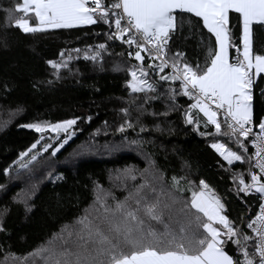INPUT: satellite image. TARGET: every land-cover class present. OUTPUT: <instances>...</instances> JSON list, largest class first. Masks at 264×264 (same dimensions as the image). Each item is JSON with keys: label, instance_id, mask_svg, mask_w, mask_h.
<instances>
[{"label": "snow or ice", "instance_id": "1", "mask_svg": "<svg viewBox=\"0 0 264 264\" xmlns=\"http://www.w3.org/2000/svg\"><path fill=\"white\" fill-rule=\"evenodd\" d=\"M3 11L7 23L25 34L107 25L108 38L127 45L128 57L138 62L128 71L130 104L120 109L123 123L116 131L122 134V142L142 147L144 141L129 140L127 133L131 130L140 137L149 131L143 117L167 118L178 110L177 95L187 97L192 103L184 113L185 123L194 125L202 136L214 137L210 147L229 166L237 162L248 166L246 174L233 173V182L237 194L256 195L259 204L255 214L242 217L238 225L229 219L224 203L204 180L195 186L186 176H173L169 182L162 172L149 169L138 179L135 169L126 168L122 183L127 194L122 199L96 184L94 198L83 213L27 254L20 256L10 245L5 250L0 244V264H264V120L254 123L252 110L253 88L264 80V50H254V26L264 27V0H21ZM13 12L22 15L17 17ZM184 14H190L189 31L195 23L211 34L203 65L199 61L191 64L183 52H173L170 46L173 36L183 31ZM192 18L198 19L194 22ZM236 28L241 29V35L234 39ZM201 43H206L203 37ZM106 50V45L100 44L97 50L86 52L84 59L102 60ZM71 51L79 54L81 50ZM60 55V62L47 61L57 78L61 70L71 71L73 59L71 54L66 58L64 52ZM166 69L170 71L164 74ZM153 75L159 79H151ZM165 84L168 87L160 91ZM156 101L164 103L163 111H149ZM200 113L204 127L211 125L214 132H200ZM78 119L22 125L39 133L40 138L20 153L16 161L19 169L32 165L30 170H34L42 155L34 150L47 132L54 133L56 140L64 135L57 147L51 142L43 145V152L52 149L50 155L56 156L75 135L72 129ZM155 128L160 130L159 124ZM224 137L238 150L219 142ZM249 145L254 149L251 154ZM106 147L115 150L118 146ZM25 157L29 159L25 161ZM10 172L4 170L5 175ZM246 175L250 178L247 182ZM129 180L133 182L130 187ZM34 191L35 186L14 202L30 212ZM185 191L191 192L190 200L184 198ZM8 211L7 207L0 209V233L6 231L3 217Z\"/></svg>", "mask_w": 264, "mask_h": 264}, {"label": "trees", "instance_id": "2", "mask_svg": "<svg viewBox=\"0 0 264 264\" xmlns=\"http://www.w3.org/2000/svg\"><path fill=\"white\" fill-rule=\"evenodd\" d=\"M19 2L21 0H0V185H3L0 209H9L3 217L6 231L0 233V244L5 250L10 245L13 253L23 256L50 238L62 225L71 223L91 204L96 184L110 189L122 199L127 194L122 183V172L126 168L135 169L138 179L144 169H149L162 172L169 182L173 176H186L195 186L204 180L224 203L229 219L238 225L242 217L255 214L259 204L256 195L237 194L233 182V173L246 174L248 166L239 162L229 166L210 147L214 137L202 136L194 130V125L185 123L184 113L190 104L187 97L177 95L178 110L170 112L167 118L143 117L142 122L149 131L141 133L140 137L131 130L127 133L129 140L144 141L142 147L122 142V134L116 129L123 123L120 109L128 107L131 101L127 88L131 79L128 71L138 62L128 57L127 45L108 38L107 25L97 23L25 34L7 23L3 11ZM13 15L21 14L13 12ZM189 16L184 14L183 31L173 36L170 46L173 52H183L191 64L199 61L203 65L211 34L202 27L197 28L195 23L189 31ZM192 19L195 22L198 18ZM254 27V50L259 52L264 50V27ZM233 31L234 39L241 35L240 28ZM202 37L205 44L201 43ZM211 41L214 42V37ZM236 43L242 49L239 39ZM100 44L107 48L102 53V60H85V53L90 49L97 50ZM73 49L81 51L77 54L71 51ZM131 51L134 53L135 49ZM234 51L231 49L230 53L234 54ZM61 52L65 53L64 58L71 54L73 59L69 64L71 71L61 70L60 78H57L47 61L60 62ZM147 63L146 58L145 67ZM164 74H167L166 70ZM151 79L159 78L153 75ZM167 87L163 85L160 91ZM175 87L179 89L178 82ZM262 89L264 80H259L253 88L254 123L264 118ZM17 108L22 110L17 112ZM153 108L163 111L165 105L156 101L149 111ZM136 115L133 108V120ZM89 116L91 121L87 120ZM199 117L200 132H214L211 125L207 129L204 127L202 113ZM73 118H80L72 129L75 135L56 156H51L52 149H49L38 157L34 170H30L32 165L29 169H19L16 161L20 153L39 138V133L22 125L55 124ZM156 124L160 130H156ZM136 131H139L138 127ZM60 142L61 139L55 140L53 148ZM219 142L238 150L226 137L220 138ZM112 145L118 147L115 150L106 147ZM250 149L249 145V154L252 153ZM5 169H11L10 175L4 174ZM58 176L61 179H57ZM249 179L246 175V182ZM132 183L128 181L129 187ZM181 183L184 186V182ZM33 186L35 191L29 200L31 211L26 212L24 205L15 203L14 198L22 199ZM183 196L190 200L191 192L185 191ZM228 251L233 254L231 247ZM2 255L0 253V258Z\"/></svg>", "mask_w": 264, "mask_h": 264}, {"label": "rangeland", "instance_id": "3", "mask_svg": "<svg viewBox=\"0 0 264 264\" xmlns=\"http://www.w3.org/2000/svg\"><path fill=\"white\" fill-rule=\"evenodd\" d=\"M263 120H264V118H263ZM28 129H29V128H28ZM32 130H33V129H32ZM44 135H45V140H42V141L40 142V144L37 146V149H38V147H40L39 151H40L41 153H43L42 148H43V145H44L46 142H51V143H53V142L56 140V139H54L55 134L52 133V132H47V133H45ZM39 138H40V134H39ZM39 138H38V139H39ZM50 138H52V139H50ZM63 138H64V135L61 134L60 139L63 140ZM37 149L34 150V152L37 151ZM214 152H216V151H214ZM216 153H217V152H216ZM31 154H32V153H30L29 156H30ZM217 154H218V153H217ZM218 155H219V154H218ZM24 159H25V161H27V160L29 159V157H25ZM17 165H18V164H17Z\"/></svg>", "mask_w": 264, "mask_h": 264}, {"label": "built area", "instance_id": "4", "mask_svg": "<svg viewBox=\"0 0 264 264\" xmlns=\"http://www.w3.org/2000/svg\"><path fill=\"white\" fill-rule=\"evenodd\" d=\"M170 70L169 69H166V73H168ZM189 100V99H188ZM190 103H192V101H190ZM251 147V146H250ZM250 150H252V152L254 151V149H250ZM243 194V193H242ZM244 195V194H243ZM259 203V202H258ZM258 210V209H257Z\"/></svg>", "mask_w": 264, "mask_h": 264}, {"label": "crops", "instance_id": "5", "mask_svg": "<svg viewBox=\"0 0 264 264\" xmlns=\"http://www.w3.org/2000/svg\"><path fill=\"white\" fill-rule=\"evenodd\" d=\"M22 15V14H21ZM242 46V45H241Z\"/></svg>", "mask_w": 264, "mask_h": 264}]
</instances>
